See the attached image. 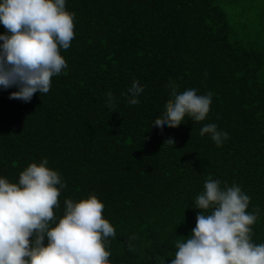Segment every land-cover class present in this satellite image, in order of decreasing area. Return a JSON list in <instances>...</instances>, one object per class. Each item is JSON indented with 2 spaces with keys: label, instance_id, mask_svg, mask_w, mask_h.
Masks as SVG:
<instances>
[{
  "label": "trees",
  "instance_id": "1",
  "mask_svg": "<svg viewBox=\"0 0 264 264\" xmlns=\"http://www.w3.org/2000/svg\"><path fill=\"white\" fill-rule=\"evenodd\" d=\"M65 8L74 35L49 91L22 102L0 89V176L15 182L46 158L65 184L57 216L65 198L94 194L114 228L110 264H168L207 179L249 197L250 239L264 243V0H65ZM132 80L143 85L135 105ZM170 84L211 93L204 120L151 126ZM206 123L227 134L219 146L199 134Z\"/></svg>",
  "mask_w": 264,
  "mask_h": 264
},
{
  "label": "clouds",
  "instance_id": "2",
  "mask_svg": "<svg viewBox=\"0 0 264 264\" xmlns=\"http://www.w3.org/2000/svg\"><path fill=\"white\" fill-rule=\"evenodd\" d=\"M74 14L65 0H0V89L14 88L10 99L31 100L34 93H47L50 78L67 67L60 50L73 38ZM143 85L132 80L127 88L129 104L139 101ZM170 102L163 114L152 120L158 132L185 121L205 119L211 93L197 94L188 88L177 92L169 87ZM106 107H115L112 93L106 92ZM201 136L219 146L227 134L214 123L203 124ZM172 146L169 137L164 141ZM46 158L28 163L15 182L0 176V264H110L106 248L114 228L102 217L103 202L94 194L63 200L65 187L59 173L47 166ZM249 197L240 187L220 186L207 179L196 195L195 224L184 239L174 242L168 264H264V243L250 239L255 212H247ZM162 264H165L164 259Z\"/></svg>",
  "mask_w": 264,
  "mask_h": 264
},
{
  "label": "rangeland",
  "instance_id": "3",
  "mask_svg": "<svg viewBox=\"0 0 264 264\" xmlns=\"http://www.w3.org/2000/svg\"><path fill=\"white\" fill-rule=\"evenodd\" d=\"M255 2H257V0H255ZM255 24V23H254Z\"/></svg>",
  "mask_w": 264,
  "mask_h": 264
}]
</instances>
